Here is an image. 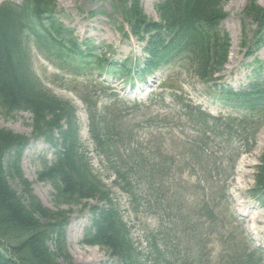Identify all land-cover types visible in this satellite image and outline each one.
<instances>
[{"label": "trees", "instance_id": "trees-1", "mask_svg": "<svg viewBox=\"0 0 264 264\" xmlns=\"http://www.w3.org/2000/svg\"><path fill=\"white\" fill-rule=\"evenodd\" d=\"M224 1L159 0L156 23L143 14L139 0H110L113 13L121 17L131 34L138 41L146 37L147 58L142 63L111 62L89 41L79 42L73 31L59 22L57 0L0 4V112L4 116L16 111L31 113L32 138L42 140L54 152V161L43 163L37 173V180L49 183L53 189L54 209L49 210L32 194L19 167L28 139L0 129V264H71L64 241L68 212L62 206L94 198L103 206L90 208L91 225L85 230L82 244L107 249L115 264H264V251L254 247L243 230H233L224 237L217 230L223 221L220 208L228 199L226 182L264 124L262 63L253 64L254 71L245 87H222L217 93L220 101L238 115L212 116L180 102L181 113L163 116L172 126L179 124L190 131L180 132L172 140L180 152L164 154L163 145L133 152L137 147L133 145L132 149L129 142L122 149L115 142L124 144V140L112 135L106 121L87 105L88 132L96 154L109 161L116 158L117 151H125V158L135 153L128 167L125 159L117 156L116 164L109 168L113 184L133 202L134 184L143 180L148 194L158 192L165 199L164 227L143 236L142 244L132 240L109 191L82 151L73 107L44 87L30 67L33 46L64 73L111 76L130 88L136 82L144 84L146 77L174 59L190 60L202 82L215 81L218 78L214 75L222 70L229 50L228 36L219 29L225 18L221 8ZM245 16L255 29L250 38L242 29L240 47L246 57H252L264 43V8L251 3ZM119 31L123 34L122 28ZM233 141L237 147L222 153L220 144L231 146ZM183 165L195 173L194 184L174 178L181 175ZM257 170L251 195L264 209V153ZM10 181L17 183L20 193ZM170 182V190L165 192L163 186ZM186 201L190 208L175 205ZM230 218L237 222L233 216ZM215 242L226 247L216 258L213 249L207 248Z\"/></svg>", "mask_w": 264, "mask_h": 264}, {"label": "rangeland", "instance_id": "rangeland-1", "mask_svg": "<svg viewBox=\"0 0 264 264\" xmlns=\"http://www.w3.org/2000/svg\"><path fill=\"white\" fill-rule=\"evenodd\" d=\"M5 1L21 2V0H0V4ZM158 2L159 0H139L143 14L156 23L159 20L154 7ZM251 3L264 8V0H225L222 3L221 8L225 18L220 22L219 29L225 32L229 39L228 61L222 67L223 71H219L221 73L218 74L222 80L208 85L201 83L195 77L189 62H172L156 72L146 85L123 91L110 77L100 79L97 75L71 77L61 74L40 56L33 46L30 50V67L43 86L57 98L67 100L73 107L79 141L84 149L81 150L86 153L94 172L105 185V190L109 191V198L117 207L130 230L132 240L136 243L142 244L143 236L159 229L160 226L164 227L165 210H167V206H164L165 199L163 200L161 193L158 192L148 194L143 180L134 184L136 201L133 202L113 184L114 177L109 168L116 164L117 156L125 159V166L128 167L135 155L125 158L127 154L125 151H117L116 158L111 157L109 161L96 155L88 134L87 105L106 121L111 127L112 135L117 134L124 140V144L120 141L115 142L122 149H126L128 142H131L137 147L136 152L141 153L143 149H156L158 143H161L164 154L180 152V148L175 147L173 138L185 129L179 124L171 126L168 122L165 123L166 127L161 121L162 118L156 119L157 116L164 114L179 113L180 104L172 98L173 94L180 100L191 102L214 115L235 114L217 100L215 93L218 87L231 86L236 90L245 87L254 71L255 62L262 63V73H264V43L257 48L256 55L252 58L246 57L239 46L242 29L245 28L249 38L255 29V24L245 16ZM56 12L59 22L73 31L74 38L79 42L90 40L97 51L105 54L107 58L112 57L117 62L134 59L142 61L147 58L143 53L146 37L141 43L131 36L126 24L117 14L112 13L109 0H57ZM118 28H122L127 37H124ZM174 121H177L176 118ZM31 125L32 115L28 111H16L8 116L0 112V129L23 135L28 139V145L19 158L21 173L41 205L53 210L51 185L37 180V173L41 171L43 163L54 161L53 151L42 141L33 140ZM229 145L222 142L221 152L228 153L233 146L237 147L236 141ZM263 153L264 125L255 133L250 151L237 160L236 170L226 182L225 190L229 197L220 208L219 217L223 221L222 226L217 229L222 237L226 233H233V230L238 233L243 230L244 235L250 238L254 245L262 248H264V210L251 195V190L256 186L257 167ZM182 168L181 175L174 177L176 181L194 184L196 176L191 172L192 168L184 165ZM10 184L12 188L20 191L17 183L10 181ZM169 185L171 182L163 186L165 192L170 190ZM175 205L186 208L191 206L189 201ZM93 206L101 207L103 203L94 198L62 206V209L68 212L64 241L71 264H115L116 262L109 256L107 249L82 244L85 230L91 225L90 208ZM230 216L237 219V222H233ZM207 248L213 249L215 258L226 250L220 242H215L212 248L210 246Z\"/></svg>", "mask_w": 264, "mask_h": 264}]
</instances>
